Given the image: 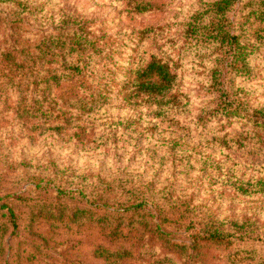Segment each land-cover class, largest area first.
I'll return each mask as SVG.
<instances>
[{
	"label": "rangeland",
	"instance_id": "rangeland-1",
	"mask_svg": "<svg viewBox=\"0 0 264 264\" xmlns=\"http://www.w3.org/2000/svg\"><path fill=\"white\" fill-rule=\"evenodd\" d=\"M214 1L0 0V197L40 200L35 178H51L82 191L95 214L57 223L44 221L42 202L17 203L15 228L0 217V264H264V0H236L223 18L254 47L240 71L230 70L227 45L187 37L195 18L213 23ZM66 17L70 39L90 36L96 46L70 55L83 72L69 98L50 99L61 117L39 134L12 103V59L31 56ZM162 51L175 54L176 102L157 114L140 70ZM226 102L234 117L220 111ZM234 223L252 239L193 238L201 226ZM159 230L170 242L157 240Z\"/></svg>",
	"mask_w": 264,
	"mask_h": 264
},
{
	"label": "trees",
	"instance_id": "trees-1",
	"mask_svg": "<svg viewBox=\"0 0 264 264\" xmlns=\"http://www.w3.org/2000/svg\"><path fill=\"white\" fill-rule=\"evenodd\" d=\"M235 2L236 0H217L207 3L208 13L214 15L213 23L210 26L201 27L204 21L201 19L196 22L197 18H195L188 24L187 37L197 43L208 42L214 44L218 42L222 45H227L230 51H226V53L235 51L230 55L232 60L228 66L230 70L240 71L245 65L247 57L254 52V47L242 45L240 35L233 31L229 25L224 24V26H221L224 22L223 18L229 13ZM219 17L222 19H218ZM67 19L68 17L61 22V25H66V27H60L48 38L42 39L39 45L32 49L33 53L31 56L21 57L19 61L15 58L12 59V67L18 66L16 73L19 74V83L14 91L17 100L12 103L23 114L25 113L29 121L35 126V131L39 132V134H44L45 125L61 117V115H54L50 107V99L54 98L59 101L63 97L69 98L70 81L75 80L83 72L79 63L70 64V55L83 56L84 53L89 52L91 48L96 46V41H93L90 36H77V38L70 39V21H67ZM261 22L264 23V10L262 11ZM225 57L226 54L219 57L222 69L225 67ZM174 58V53L169 54L162 51L152 55L150 61L140 70L141 88L149 96L148 103L157 108V114L170 110L172 108L171 104L176 102L171 97V91L177 79L176 65L173 63ZM42 68H48L47 74L42 73ZM221 68L218 67L215 70V86L218 85L220 80L217 73L223 72ZM3 92L0 94V100L2 97H7V94ZM220 111H222V114L230 113L233 117L236 114L234 113L235 110L227 102L223 104ZM56 127L55 130L57 132L63 129L59 126ZM35 180L36 182L31 187V192L38 194L40 200L23 198L21 194L14 193L12 196L5 198L9 200L8 202L5 201L6 203H3L4 199L0 197V217L4 220L5 225L13 228L17 225V203L21 207H27L28 205L31 206V203L37 202H42L45 213L44 221L53 220L61 223L63 215L74 219L80 215V219L85 220L86 223L95 221V214L87 211L91 208L88 201L86 202L79 197V195L83 194L82 191L73 192L63 189V183L54 185L51 178L38 177ZM24 202H26V205H23ZM107 213L108 215L106 216L111 220L110 213ZM99 218L102 219V217ZM148 224L146 223L147 227ZM155 226L151 225V231H154L151 235L158 231L154 230ZM243 226L234 223L232 228L227 231L223 227L208 228L204 225L201 226L200 230L196 231L193 238L199 239L204 243L215 244H230L235 241L243 242L245 238L251 240L252 238L249 235L240 231ZM159 232L158 241L170 242L162 230H159ZM171 247H173L174 251L184 248L183 245L176 243L171 244Z\"/></svg>",
	"mask_w": 264,
	"mask_h": 264
}]
</instances>
